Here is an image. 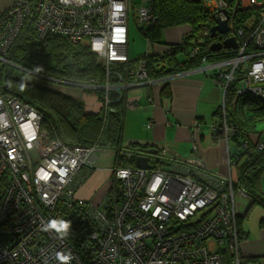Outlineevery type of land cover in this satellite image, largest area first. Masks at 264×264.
I'll use <instances>...</instances> for the list:
<instances>
[{"label":"built area","instance_id":"2783aa9c","mask_svg":"<svg viewBox=\"0 0 264 264\" xmlns=\"http://www.w3.org/2000/svg\"><path fill=\"white\" fill-rule=\"evenodd\" d=\"M246 1V7L261 8L249 39L238 40L235 57L207 67L220 71L217 82L225 88L240 69L237 94L264 99V0ZM210 4L216 17L226 18L223 0ZM135 17L139 23L153 19L146 6L137 7ZM130 20L129 0H14L0 16V68L14 64L9 51L31 24L40 37L54 33L86 42L102 59L110 79L123 67L125 77L119 75V82H107V87L123 92V87L146 78L164 83L173 75L149 79L145 58L130 60ZM230 30L237 39L244 34L243 29ZM4 87L2 81L0 264H246L240 252L237 199L247 194L237 178L213 175L198 159L170 160L158 154L145 169L116 161L107 200L84 205L75 191L101 148L71 145L49 134L42 129L40 111ZM201 126L197 122L195 127ZM196 141L193 149L198 148ZM114 178L122 181L119 191ZM75 204L80 205L76 214L71 209ZM57 207H66L63 217ZM87 222L88 242L77 248L70 225Z\"/></svg>","mask_w":264,"mask_h":264},{"label":"trees","instance_id":"16d2710c","mask_svg":"<svg viewBox=\"0 0 264 264\" xmlns=\"http://www.w3.org/2000/svg\"><path fill=\"white\" fill-rule=\"evenodd\" d=\"M210 1L147 0L145 4H140V6L149 7L153 18L149 22L139 25L136 22L137 30L146 37L148 49H150L130 60L134 62L145 58L148 78L163 79L169 75L235 57L237 51L234 49L237 47L220 51H213L210 48L214 41L221 38L220 35L217 37L211 35V28L215 24V13L209 10ZM223 2L226 12L230 15L229 28L244 30V34L240 35L238 39L236 38L237 43L238 40L240 43L246 42L251 31L250 24L246 23L252 17L256 20L261 8L259 6L245 8L242 6L241 0H223ZM137 7L139 6L136 8L133 6L134 11ZM1 14L3 11L0 16ZM133 15L136 21L135 12ZM180 26H188L189 31L178 42H166L163 36L165 30ZM157 46L161 49L156 51ZM249 46L255 48L252 40L249 41ZM193 51L195 54H192ZM9 58L14 64L4 65L0 68V83L4 81V89L39 110L43 116L45 128L68 144L97 145L101 150L109 148L114 151V162L110 166L112 176L108 180L109 191L112 190L113 167H116L118 157H122L124 163L120 164L123 166L135 165L138 150H143L140 144L128 143L125 145L123 138L124 108L122 107L125 103H122V100L116 101L112 94L113 102H108V106L111 105L114 111L105 113L106 106L102 104L101 110L93 112L86 109L83 100L80 101L75 97L58 93L50 87L52 82L62 81L86 84L87 81L94 80L97 83H103L106 70L102 59L90 49L89 45L73 42L66 36L47 33L40 37L31 24L18 36L16 43L9 51ZM16 65L18 67H15ZM116 71L117 73L111 77L113 83L119 82V75L125 77L127 74L123 67H117ZM219 73V70L217 73H212L216 81ZM234 76V80L227 88L217 82L223 88L224 102L213 114L214 118L216 115L219 118L212 122V127L218 138L223 137L234 143L229 151L230 155L227 156V161L232 168H235L236 176L221 175L209 170L202 162L201 165L204 170L219 177L232 175L245 189L247 196L237 199V223L240 233V252L242 253L243 240L249 235L248 230H245L242 225L248 211L240 213L239 199H248L249 207L255 204L264 212V190L261 186L264 176V141L253 139L252 136L260 132L257 130V126L264 121V99L251 93L240 97L234 89L238 80L243 78V72L237 69ZM166 87L167 85L164 88ZM224 120L228 123H226V127L224 122L222 123ZM120 150H128L132 154L128 157L122 155ZM100 151L97 153L93 167L88 172L85 171L87 172L85 178L77 186L76 196L81 184L96 168ZM113 184L117 191L123 188L121 180L114 178ZM110 194L111 192L108 193V195ZM78 198L86 201L84 205L92 202L82 197ZM73 202L76 203L75 200ZM79 208L80 205L75 204L71 209L76 214ZM60 209L61 217H63V212L67 209L66 207H57V211ZM87 223L81 226L70 225V235L77 248H80L83 241L88 242L84 235L90 227V223ZM259 225L261 228L264 227V216L260 219ZM81 253L84 254L83 250ZM242 257H244L243 253ZM248 260L253 262L256 259L250 257Z\"/></svg>","mask_w":264,"mask_h":264},{"label":"crops","instance_id":"0c3cea01","mask_svg":"<svg viewBox=\"0 0 264 264\" xmlns=\"http://www.w3.org/2000/svg\"><path fill=\"white\" fill-rule=\"evenodd\" d=\"M12 1L0 0V13ZM188 31V26L172 27L166 29L163 36L166 42L173 43L181 40ZM130 38L131 27H129V54ZM155 49L157 51L161 47L157 46ZM130 56L135 58L131 54ZM206 66L193 68V70L177 75L173 74L166 83L155 82L146 87L135 86L128 90L126 95L131 104L122 106L124 108V142L125 145L128 143L140 144L143 150H138V154L148 158L160 154L170 160L184 161L190 160L189 157L192 156L191 161L198 158L211 171L221 175L236 176L235 168H232L227 161V156L230 155L229 151L233 146L229 139L218 138L214 134L212 123L209 125V130H204L205 126H201L200 130L195 127L197 122L200 123V120L213 115L224 102L223 88L212 76V73H217L218 70L212 66ZM166 85L167 87L164 88ZM148 97H151V101ZM82 100L88 103L91 110L97 111L100 108H92L88 99ZM213 119L215 118L213 117ZM148 122L153 123L150 128L146 126ZM252 136L253 139L264 141L262 132ZM195 138L197 139V149H193ZM154 149H156V153L152 152ZM114 155V151L109 148L100 151L97 166L92 173L102 170L105 172V176L88 181L91 173L78 189L80 197L91 199L99 204L101 199L108 196L110 166L114 162ZM261 186L264 190V176ZM250 208L248 199H239L241 214ZM260 215L259 221L264 216V212H260ZM242 225L247 230L244 223ZM242 253L246 264H264V227L261 228L259 225L256 237L251 236L249 232L248 237L243 240ZM250 257L256 260L249 262Z\"/></svg>","mask_w":264,"mask_h":264},{"label":"rangeland","instance_id":"374dc122","mask_svg":"<svg viewBox=\"0 0 264 264\" xmlns=\"http://www.w3.org/2000/svg\"><path fill=\"white\" fill-rule=\"evenodd\" d=\"M212 1H215V0H211L210 2H212ZM259 1H263V0H259ZM13 2H14V0L12 1V3ZM146 2H147V0H130V15H131V20H130V27H131L130 54L132 55V57H136V56H138L140 54H143V53L149 51V49H150V48L148 49L149 45H148V41H147L146 37L141 32H139L137 30V28H138L137 24L138 25L140 24L139 23V18H137L136 21H135L134 20V15H133L134 12H135L134 9H133V6H134V8H136V6H140V4H145ZM210 2L208 4L209 10H211V11H213V13H215V10L212 9ZM12 3L8 7H10L12 5ZM241 3H242V6L246 8L247 1L246 0H241ZM214 17H216L215 14H214ZM254 19L255 18H253V17L250 18L247 21L246 24H250V26H252L254 24V22H255ZM136 22H137V24H136ZM220 36H224V38H225V37L228 36V33H226L224 35H220ZM80 43L87 44L86 42H80ZM175 75H177V74H175ZM107 82L110 85H112L110 77L105 76V81L103 83H97L94 80L87 81L86 84L68 83L66 81H62V82H52L50 87L53 90H55L56 92H58V93L75 97L76 99H78L80 101L82 99H88L90 101V104H91L92 108L97 109L98 107H100L98 110H101V107H102V104H103V106H106L105 113H107V112L114 111V108L111 105L108 106L107 103H106V101L107 102H111V103L113 102L112 94H114L116 101L120 102V100H122V103H126V104L130 105L131 103L128 102V99H127L128 96L126 95L128 90L132 89L135 86H144V87H146L148 85H151V80H148L146 78V79H143V80L137 82L134 85L123 87V92H119L118 91L119 88L107 87L106 86ZM95 93H97V94H95ZM245 94H248V93H243V94H240L239 96L242 97ZM93 97L95 98L94 100H93ZM103 98H105V99H103ZM148 99L151 101L150 97H148ZM84 104H85V107H86L87 110L93 111V112L95 111V110L89 109L88 103L86 101L84 102ZM213 117H214V115H209L208 117H206V119H202L201 120L200 124L202 126H205L204 130H209V128H210L209 125L214 120H217L219 118L218 115L215 116L216 117L215 119H213ZM41 126H42V129H47V128H45L43 126V121H42ZM257 130L262 132V138L264 140V121H262V122H260L258 124ZM48 132H49V134L53 135L50 130H48ZM42 137H43V135H42V132H41V137H40L39 140H41ZM231 144L234 145L233 142H231ZM137 155H139V154H137ZM191 158H192V156L189 157L190 160H191ZM38 162L39 161H37L36 164H38ZM117 162L124 163V161H122V160L121 161H117ZM135 165H136V162H135ZM141 169H145V168H141ZM102 172L103 171L101 170L100 172L92 173L91 176L89 177L88 181L89 180L93 181L94 179H97L99 177L105 176V172H103V173ZM111 176L112 175H110V177ZM25 180L28 182V179L26 177H25ZM33 185L34 186L38 185L36 178L33 180ZM77 197H80L78 195V192H77ZM107 198L108 197L106 195V197L104 199H101L99 201V204L104 203L107 200ZM85 200L92 201L91 199H85ZM260 212H262V209L258 205L254 204V205L251 206V208L248 210L247 215L244 217V222H243L244 226L250 232V235L254 236V237L257 236V233H258V230H259L258 221H259V218L261 217Z\"/></svg>","mask_w":264,"mask_h":264},{"label":"water","instance_id":"95a60500","mask_svg":"<svg viewBox=\"0 0 264 264\" xmlns=\"http://www.w3.org/2000/svg\"><path fill=\"white\" fill-rule=\"evenodd\" d=\"M214 21H215V24L211 28L212 37L224 35L230 31V28H229L230 15L228 12H226V18L225 19H222L220 17H215ZM237 46H238V43H237L236 37H228V38L224 39L223 41L222 40L214 41L211 44L210 48L213 51H220L222 49L236 48ZM215 65H217V63H215ZM165 78H167V77H165ZM165 78H163V79H165ZM171 78H172V76H170L166 80H169ZM155 82L159 83V81H152L151 83H155ZM152 152L156 153V149H154ZM149 158L145 155H137L135 158L136 166L139 168H147L149 166V160H150Z\"/></svg>","mask_w":264,"mask_h":264},{"label":"flooded vegetation","instance_id":"af4514ba","mask_svg":"<svg viewBox=\"0 0 264 264\" xmlns=\"http://www.w3.org/2000/svg\"><path fill=\"white\" fill-rule=\"evenodd\" d=\"M228 37H233V35H232V30H230L229 32H228V36L227 37H225L224 38V36H221V39H219V40H224V39H226V38H228ZM226 50V49H225ZM137 156V155H136Z\"/></svg>","mask_w":264,"mask_h":264}]
</instances>
